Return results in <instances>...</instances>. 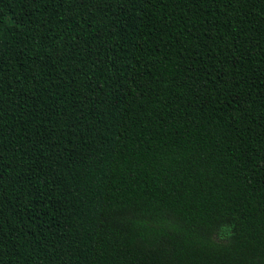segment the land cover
I'll use <instances>...</instances> for the list:
<instances>
[{
	"label": "trees",
	"instance_id": "16d2710c",
	"mask_svg": "<svg viewBox=\"0 0 264 264\" xmlns=\"http://www.w3.org/2000/svg\"><path fill=\"white\" fill-rule=\"evenodd\" d=\"M0 264H264V0H0Z\"/></svg>",
	"mask_w": 264,
	"mask_h": 264
}]
</instances>
